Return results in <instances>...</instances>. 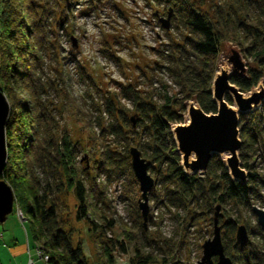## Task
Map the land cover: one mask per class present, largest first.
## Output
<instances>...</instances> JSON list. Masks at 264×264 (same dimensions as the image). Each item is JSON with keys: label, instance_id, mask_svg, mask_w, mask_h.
I'll return each instance as SVG.
<instances>
[{"label": "clouds", "instance_id": "9594fccd", "mask_svg": "<svg viewBox=\"0 0 264 264\" xmlns=\"http://www.w3.org/2000/svg\"><path fill=\"white\" fill-rule=\"evenodd\" d=\"M0 264H264V0H0Z\"/></svg>", "mask_w": 264, "mask_h": 264}, {"label": "water", "instance_id": "95a60500", "mask_svg": "<svg viewBox=\"0 0 264 264\" xmlns=\"http://www.w3.org/2000/svg\"><path fill=\"white\" fill-rule=\"evenodd\" d=\"M192 111H198L197 109H192ZM189 115V114H188ZM190 118V117H189ZM219 117H218V114H211V115H205V119H218ZM181 127H192V125L189 123V124H187V125H185V124H181V125H178L177 126V130L179 129V128H181ZM179 140H180V137L179 136H176V141H178L179 142ZM195 141H196V136L195 135H190V136H188L187 138H186V142L189 144V145H192L193 143H195Z\"/></svg>", "mask_w": 264, "mask_h": 264}, {"label": "rangeland", "instance_id": "374dc122", "mask_svg": "<svg viewBox=\"0 0 264 264\" xmlns=\"http://www.w3.org/2000/svg\"><path fill=\"white\" fill-rule=\"evenodd\" d=\"M185 118H186V119H189V115H188V114H185ZM178 125H181V124H177V125H176V128H177Z\"/></svg>", "mask_w": 264, "mask_h": 264}, {"label": "trees", "instance_id": "16d2710c", "mask_svg": "<svg viewBox=\"0 0 264 264\" xmlns=\"http://www.w3.org/2000/svg\"><path fill=\"white\" fill-rule=\"evenodd\" d=\"M212 114H216V113H212ZM208 115H211V114H208ZM177 124H183V123L178 122ZM177 124H176V125H177Z\"/></svg>", "mask_w": 264, "mask_h": 264}, {"label": "bare ground", "instance_id": "6f19581e", "mask_svg": "<svg viewBox=\"0 0 264 264\" xmlns=\"http://www.w3.org/2000/svg\"><path fill=\"white\" fill-rule=\"evenodd\" d=\"M198 110V109H197ZM216 115V114H215ZM178 142V141H177Z\"/></svg>", "mask_w": 264, "mask_h": 264}]
</instances>
